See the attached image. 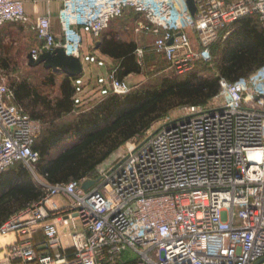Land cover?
<instances>
[{
  "label": "built area",
  "instance_id": "1",
  "mask_svg": "<svg viewBox=\"0 0 264 264\" xmlns=\"http://www.w3.org/2000/svg\"><path fill=\"white\" fill-rule=\"evenodd\" d=\"M194 1L192 14L187 0H63L57 35L48 15L0 0V28L30 25L43 43L34 57L45 47L82 57V28L99 38L131 9L144 19L135 32L153 35L151 50L180 75L212 63L239 19L264 26V0ZM147 51L136 49L139 64ZM220 83L206 105L183 106L92 176L49 184L35 171L43 124L0 80V173L22 163L46 188L1 225L0 264H264V64ZM132 88L110 71L109 91Z\"/></svg>",
  "mask_w": 264,
  "mask_h": 264
},
{
  "label": "trees",
  "instance_id": "2",
  "mask_svg": "<svg viewBox=\"0 0 264 264\" xmlns=\"http://www.w3.org/2000/svg\"><path fill=\"white\" fill-rule=\"evenodd\" d=\"M129 10L120 19L133 18V13L127 14ZM101 39L103 53L117 61L113 70L118 78L144 74L146 80L126 94L108 91L82 106H77L75 101L78 77L65 76L57 82V77L62 75L43 66L23 65L26 70L43 68L47 74L41 81L23 76L14 77L10 84L13 102L43 124L35 145L40 152L35 171L49 184L92 176L101 164L113 159L121 147L140 134L143 136L172 110L187 105H206L220 92L222 79L237 81L264 64V26L256 16L236 21L229 36L213 45L212 53L220 52L218 60L199 62L194 69L180 75L168 63L159 62L151 71L150 65L158 58L166 62L162 54L152 50L146 52L144 64H139L134 40H118L112 32ZM0 66L4 69L0 72L22 68L19 60L12 56H5ZM70 139L71 142L65 144ZM54 148L58 150L55 156L52 155ZM1 173L0 227L46 192L22 163Z\"/></svg>",
  "mask_w": 264,
  "mask_h": 264
},
{
  "label": "crops",
  "instance_id": "3",
  "mask_svg": "<svg viewBox=\"0 0 264 264\" xmlns=\"http://www.w3.org/2000/svg\"><path fill=\"white\" fill-rule=\"evenodd\" d=\"M25 4V10L27 13L34 15H48L51 19L52 28L57 35L61 34V27L59 21V12L63 4V0H22ZM134 16L129 20L116 18L113 19L109 27L103 32L99 38H95L91 32L85 28L81 29L84 37L82 61L84 64V73L78 76L75 84L78 86L75 95V101L77 106L87 104L97 98H100L106 94L108 90V75L117 63L116 59L107 53H103L102 37L107 33H114V36L118 40H134L137 46L152 49L153 35L145 33L135 32V26L139 20H144L139 14L133 10H129L127 14ZM126 14V15H127ZM124 18V16H123ZM150 35V36H149ZM100 41V46L97 47V42ZM141 44V45H140ZM43 47L42 41L38 38L35 30L30 25L20 23H5L0 28V65L5 56H12L17 59L20 58L19 63L26 65L28 63V54L31 53L33 48ZM25 54V55H24ZM162 56V55H161ZM164 57V56H163ZM0 70H4L0 66ZM143 74H130L126 79L141 78ZM63 78L65 75L61 76ZM130 78V79H131ZM37 238L42 241V234H38ZM6 240V239H5Z\"/></svg>",
  "mask_w": 264,
  "mask_h": 264
},
{
  "label": "water",
  "instance_id": "4",
  "mask_svg": "<svg viewBox=\"0 0 264 264\" xmlns=\"http://www.w3.org/2000/svg\"><path fill=\"white\" fill-rule=\"evenodd\" d=\"M188 7L192 14L195 13L196 5L194 0H187ZM100 41L96 46H100ZM28 64L31 67L43 66L47 70L69 77H78L84 73V64L81 57L69 55L62 47L43 48L41 53L34 57L28 54ZM95 181H87L84 186L89 187Z\"/></svg>",
  "mask_w": 264,
  "mask_h": 264
},
{
  "label": "rangeland",
  "instance_id": "5",
  "mask_svg": "<svg viewBox=\"0 0 264 264\" xmlns=\"http://www.w3.org/2000/svg\"><path fill=\"white\" fill-rule=\"evenodd\" d=\"M150 36V35H149ZM152 36V35H151ZM154 40V36H153V38H151V40ZM141 45V44H140ZM140 46H138L137 47V49L139 48ZM142 47V46H141ZM213 47V46H212ZM145 48V47H144ZM136 52V51H135ZM219 54H220V52H218V53H212V58H213V61L214 60H218V58H219ZM25 55V54H24ZM146 55V54H145ZM20 57H19V55H18V57H17V59H19ZM22 61H25V58H24V60H23V55L21 56V58H20ZM166 61V60H165ZM160 62V64H163V65H165V64H167V62H164V60L163 59H157V60H155L154 62H152V65H150V67H149V69L152 71L153 69H155V64H157V63H159ZM23 64H24V62H23ZM23 64H21L20 63V66H22V68L20 67L19 68V70L18 71H15V72H0V78H2V80H3V82L7 85V86H9L10 87V84L12 83V81L15 79L14 77H18V78H22L23 76H30L31 78H33V80H35V81H41L43 78H44V76H45V74H47L46 73V71L43 69V68H35V69H24V66H23ZM58 79H57V82H59V81H61V79H62V77L60 76V77H57ZM131 78V77H130ZM126 79L128 82H129V84L130 85H132L133 87L134 86H137V85H139L142 81H144V80H146V76L143 74V76H141V78H131V79ZM181 108L182 107H180V108H177V109H174V110H172L168 115H166L165 117H163V118H161V119H159V120H157L152 126H151V128H150V130L151 129H154V128H156L163 120H165V119H167V118H173L175 115H177L179 112H180V110H181ZM42 131H43V128H42ZM141 135V134H140ZM140 135L139 136H137V138L138 137H140ZM142 136V135H141ZM134 139V138H133ZM69 142H67L66 141V143L65 144H69L70 142H71V139L70 140H68ZM64 144V145H65ZM129 144V143H128ZM127 144V145H128ZM126 145V146H127ZM124 147H125V145H124ZM124 147H121L118 151H123V149H124ZM64 149L66 148L65 146L63 147ZM61 151V150H60ZM118 151H117V153H118ZM58 152V150H55V148L52 150V155L53 156H55V154H58L57 153ZM26 168H28L27 166H26ZM28 170L32 173V171H31V169L30 168H28ZM2 174V173H1ZM35 179V178H34Z\"/></svg>",
  "mask_w": 264,
  "mask_h": 264
}]
</instances>
